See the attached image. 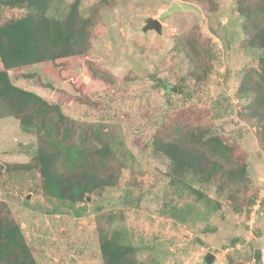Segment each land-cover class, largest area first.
Wrapping results in <instances>:
<instances>
[{
  "label": "rangeland",
  "instance_id": "374dc122",
  "mask_svg": "<svg viewBox=\"0 0 264 264\" xmlns=\"http://www.w3.org/2000/svg\"><path fill=\"white\" fill-rule=\"evenodd\" d=\"M75 1L85 17L99 9L106 31L92 36L88 59L116 82L91 93L89 103L65 102L63 110L84 127L101 128L125 166L116 186L76 205L48 198L35 170L3 174L0 201L22 226L37 262L105 264L99 250L101 228L119 225L138 248L139 264H206L208 252L216 254L213 264H264V145L260 122L244 114L243 100L236 96L243 75L258 57L242 47L245 34L236 0H220L215 14L204 12L193 0H51L47 15L63 20ZM148 17L162 22V34L143 31ZM195 26L214 52L201 80L177 48V40ZM34 71H40L39 66L26 70ZM12 76L19 86L58 100L33 80ZM54 85L71 91L61 83ZM198 103L208 105L205 114L223 124L247 154L256 195L248 212H239L215 187H202L199 200L173 186L168 161L152 151L160 124L174 110L191 111ZM35 142L36 136L0 101V160H31Z\"/></svg>",
  "mask_w": 264,
  "mask_h": 264
},
{
  "label": "trees",
  "instance_id": "16d2710c",
  "mask_svg": "<svg viewBox=\"0 0 264 264\" xmlns=\"http://www.w3.org/2000/svg\"><path fill=\"white\" fill-rule=\"evenodd\" d=\"M208 14L220 11V0H193ZM51 0H0V101L27 132L36 136L34 153L27 162L0 160V178L36 171L48 198L76 205L88 197L114 187L125 166L115 157L110 140L94 125L79 124L63 110L65 102L89 103V95L111 88L116 79L88 59L93 35L106 25L99 9L82 15L79 2L72 3L63 19L49 17ZM107 0H103V4ZM245 34L243 48L258 57L236 90L247 117L260 122L264 145V0H236ZM8 15V16H6ZM209 40L195 26L177 40V48L194 67L201 80L212 65L214 52ZM39 66L40 71L26 72ZM12 74L33 80L39 88L55 93L52 101L36 91L19 86ZM54 82L69 86L57 88ZM73 90V91H72ZM180 91L183 88L180 87ZM206 103L189 111L176 109L155 131L153 153L168 161L173 186L187 189L202 199L204 186L215 187L239 212L255 204V190L248 172L247 154L236 138L213 117ZM99 250L105 264H139L138 248L128 239L124 226L101 228ZM232 240L231 245H235ZM260 261V254H257ZM0 264H39L26 241L22 226L0 201Z\"/></svg>",
  "mask_w": 264,
  "mask_h": 264
},
{
  "label": "water",
  "instance_id": "95a60500",
  "mask_svg": "<svg viewBox=\"0 0 264 264\" xmlns=\"http://www.w3.org/2000/svg\"><path fill=\"white\" fill-rule=\"evenodd\" d=\"M145 25L143 26V31L147 32L149 30H155L158 34L163 33V25L162 22L153 17L145 18ZM216 258V254L212 252H208L204 257V262L206 264H213Z\"/></svg>",
  "mask_w": 264,
  "mask_h": 264
}]
</instances>
